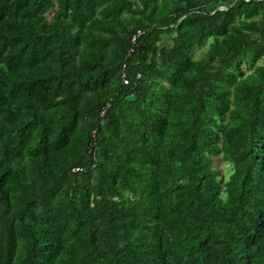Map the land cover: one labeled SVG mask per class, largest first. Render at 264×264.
Returning <instances> with one entry per match:
<instances>
[{
    "label": "trees",
    "instance_id": "1",
    "mask_svg": "<svg viewBox=\"0 0 264 264\" xmlns=\"http://www.w3.org/2000/svg\"><path fill=\"white\" fill-rule=\"evenodd\" d=\"M260 61L264 0H0V264H264Z\"/></svg>",
    "mask_w": 264,
    "mask_h": 264
},
{
    "label": "rangeland",
    "instance_id": "2",
    "mask_svg": "<svg viewBox=\"0 0 264 264\" xmlns=\"http://www.w3.org/2000/svg\"><path fill=\"white\" fill-rule=\"evenodd\" d=\"M169 40H170V36H167L166 38H163V41H164V44H168L169 43ZM204 46L203 47H200V48H197L195 51H194V57H198L202 54V52L204 51ZM264 61H260L259 63H262ZM214 167L219 170V172L221 173V176L223 177H220V181L222 182L224 180V178H226V175H227V171L229 170L228 168V165L223 162L220 158H217L215 159V162H214Z\"/></svg>",
    "mask_w": 264,
    "mask_h": 264
},
{
    "label": "built area",
    "instance_id": "3",
    "mask_svg": "<svg viewBox=\"0 0 264 264\" xmlns=\"http://www.w3.org/2000/svg\"><path fill=\"white\" fill-rule=\"evenodd\" d=\"M142 32L139 31V30H136V32L132 35L131 37V42L132 43H136L137 42V39L139 37V35L141 34ZM131 51V49H130ZM137 78L139 77V75L136 76ZM120 79H121V82L123 85H126L129 83V78L127 77L126 75V72L124 71V67H123V70H122V73H121V76H120ZM108 105H106V108H107ZM105 109L102 110L101 112V115L104 113Z\"/></svg>",
    "mask_w": 264,
    "mask_h": 264
}]
</instances>
